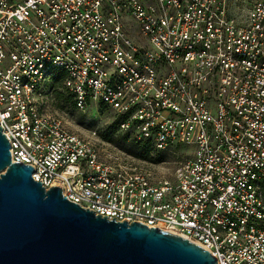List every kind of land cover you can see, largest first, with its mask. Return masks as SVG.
Segmentation results:
<instances>
[{
  "label": "built area",
  "instance_id": "1",
  "mask_svg": "<svg viewBox=\"0 0 264 264\" xmlns=\"http://www.w3.org/2000/svg\"><path fill=\"white\" fill-rule=\"evenodd\" d=\"M244 1L0 0L12 160L110 221L170 231L218 264H264V0L236 12ZM61 72L77 109L104 105L183 159L169 172L72 130L51 88Z\"/></svg>",
  "mask_w": 264,
  "mask_h": 264
},
{
  "label": "water",
  "instance_id": "2",
  "mask_svg": "<svg viewBox=\"0 0 264 264\" xmlns=\"http://www.w3.org/2000/svg\"><path fill=\"white\" fill-rule=\"evenodd\" d=\"M0 125V264H218L209 250L141 222L117 221L46 189L12 160ZM115 218V217H113Z\"/></svg>",
  "mask_w": 264,
  "mask_h": 264
},
{
  "label": "rangeland",
  "instance_id": "3",
  "mask_svg": "<svg viewBox=\"0 0 264 264\" xmlns=\"http://www.w3.org/2000/svg\"><path fill=\"white\" fill-rule=\"evenodd\" d=\"M251 2L252 0H246L240 3L236 12H246ZM55 84L54 95L56 97L59 96L60 100L57 103L58 111L72 130L84 135L96 130L102 138L107 139L113 146L127 152H134L136 150L135 143H138V140L132 133L122 131L117 126L115 114L111 110L100 105H92L85 110H79L71 103L70 98L67 96L68 93L63 79L57 80ZM175 150L172 149L171 151L162 153H154L152 151L149 156L154 159L150 160L154 163H159L165 170L172 172L177 161L183 159V157L177 155V152L180 150H176L177 152Z\"/></svg>",
  "mask_w": 264,
  "mask_h": 264
},
{
  "label": "trees",
  "instance_id": "4",
  "mask_svg": "<svg viewBox=\"0 0 264 264\" xmlns=\"http://www.w3.org/2000/svg\"><path fill=\"white\" fill-rule=\"evenodd\" d=\"M65 76V73L64 72H61L60 73V75L59 76H57V77H55V80H54V82H52V84H51V88H52V90L55 92V87H56V84H55V82L57 81V80H60V79H62L63 77ZM67 90V89H66ZM67 93H68V97L70 98V101H71V103L75 106V104H74V102H73V97H72V95L67 91ZM59 96H57L56 97V99L58 98ZM60 100H59V98L57 99V102H59ZM100 106H104V105H100ZM105 107V106H104ZM116 117V116H115ZM123 119H124V117L123 116H117L116 117V120H117V126L120 128V123H121V121H123ZM127 133H130V132H127ZM103 139H105V138H103ZM106 141H108L107 139H105ZM153 147L154 146H152V144L149 142V141H138V143H135V148H136V150L133 152H129V153H133L134 155H136V156H138V157H141V158H143V159H148V160H150V159H154L153 157H150L149 155H150V153L153 151Z\"/></svg>",
  "mask_w": 264,
  "mask_h": 264
}]
</instances>
